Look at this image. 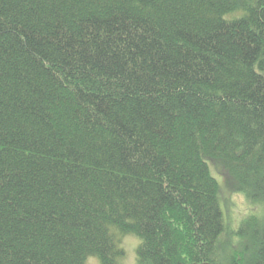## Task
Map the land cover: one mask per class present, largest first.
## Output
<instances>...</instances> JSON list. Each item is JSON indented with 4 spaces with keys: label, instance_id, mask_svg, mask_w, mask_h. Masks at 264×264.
Segmentation results:
<instances>
[{
    "label": "trees",
    "instance_id": "1",
    "mask_svg": "<svg viewBox=\"0 0 264 264\" xmlns=\"http://www.w3.org/2000/svg\"><path fill=\"white\" fill-rule=\"evenodd\" d=\"M226 186L263 207L228 233ZM264 264V0H0V264Z\"/></svg>",
    "mask_w": 264,
    "mask_h": 264
},
{
    "label": "rangeland",
    "instance_id": "2",
    "mask_svg": "<svg viewBox=\"0 0 264 264\" xmlns=\"http://www.w3.org/2000/svg\"><path fill=\"white\" fill-rule=\"evenodd\" d=\"M210 165L212 176L217 179L220 187L223 188L222 199H220L221 208L224 214L227 232L236 231L240 222L247 216H259L263 213V207L249 202L246 198L236 193L232 188L227 187V181L221 177L218 169L213 164ZM219 173V174H218ZM140 240L134 236H126L122 239V249L125 256L121 259L120 264H137V249L140 246ZM87 264H98L95 259L90 260Z\"/></svg>",
    "mask_w": 264,
    "mask_h": 264
}]
</instances>
